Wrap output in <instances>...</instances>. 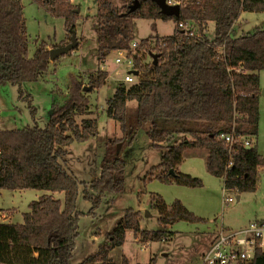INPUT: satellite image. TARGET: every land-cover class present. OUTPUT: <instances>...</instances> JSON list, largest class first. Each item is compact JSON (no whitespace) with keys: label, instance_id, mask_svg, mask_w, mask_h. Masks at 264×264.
<instances>
[{"label":"trees","instance_id":"obj_1","mask_svg":"<svg viewBox=\"0 0 264 264\" xmlns=\"http://www.w3.org/2000/svg\"><path fill=\"white\" fill-rule=\"evenodd\" d=\"M36 1L52 15L62 17L66 36L73 37L80 15L70 0ZM96 1L99 12L95 32L101 61L112 50L130 47L135 19H172L175 27L165 37L151 36L154 42L150 36L140 39L139 48L145 53L135 60L136 81L118 83L106 100L105 113L118 123L122 137L110 140L99 175L83 187V197L91 203L89 212L108 192L123 189L126 161L117 155L115 145L124 140L132 143L139 128L146 130L153 146H164L160 162L152 168L160 181L201 186L200 178L177 169L184 149L194 147L203 151L207 172L222 179L224 188L254 192L258 169L264 166V156L255 141L264 27L235 37L231 30L242 12L264 13V0H190L180 8L179 16L163 14L155 0H122L121 6L112 0ZM181 21L192 23L196 32L184 35L178 26ZM208 22L214 25L212 39L205 34ZM28 45L23 1L0 0V86L43 80L51 68L55 69V60L62 55L51 61L45 41L37 42L30 55ZM152 53L158 54L156 63ZM106 79V71L100 69L90 74L91 90L102 87ZM84 88L80 77L69 73L66 99L52 103L44 127L0 129V189L32 188L64 195L61 200L43 194L29 203L22 222H0V264H70L81 213L76 209L79 182L67 170L64 157L71 143L84 142L98 132L96 117L76 119L88 109ZM129 101L136 102L130 114ZM221 134H231L232 143L228 145ZM178 135H182L180 141L165 144ZM244 137L250 138L249 147L243 144ZM151 201L161 224L200 220L178 199L170 208L158 194H152ZM127 231L144 241L167 236L163 230L142 229L140 213L128 209L106 233L107 241L97 252L78 264H129L125 256L119 263L110 257L111 249L124 243ZM250 264H264L262 247L254 249Z\"/></svg>","mask_w":264,"mask_h":264},{"label":"rangeland","instance_id":"obj_2","mask_svg":"<svg viewBox=\"0 0 264 264\" xmlns=\"http://www.w3.org/2000/svg\"><path fill=\"white\" fill-rule=\"evenodd\" d=\"M26 29L29 35V54L37 42L45 41L53 48L60 43L77 41L74 49L55 60V69L45 79L28 81L19 84L5 83L0 86V129H20L32 126L44 127L50 114L52 103H61L66 99V85L69 73L77 74L85 85L89 98L88 109L76 115L79 122L83 118L96 117L97 134L84 142L74 141L67 148L64 157L67 170L79 182L76 209L80 217L78 235L70 264H78L87 256L94 254L100 244L105 243L106 233L110 232L126 210L140 213V226L144 230L166 232L161 240H142L131 231L126 232L121 246L111 249L110 257L117 263L125 256L129 264H200L201 255L208 248L221 227L237 230L249 220H264V166L258 169V184L254 192L229 194L234 197L231 202L222 203L224 192L218 177L207 172L204 164V153L194 147L183 151V160L177 166L182 173L196 176L202 185L189 187L160 181L152 168L160 162L163 147L152 145L146 130L139 128L132 143L126 140L115 145L117 155L126 161L124 186L120 192H108L99 206L90 211L91 203L83 197L84 185L100 173L101 163L110 140L119 139L122 133L118 123L105 113L108 100L121 82L123 73L114 62L116 51L105 55L104 61L98 59L96 27L99 12L96 0H71L79 9L80 15L73 37L66 36L64 19L52 15L48 9L36 0H22ZM122 5V0H112ZM188 25L196 32L192 23ZM172 19L152 20L138 18L134 21L133 40L150 36L165 37L174 30ZM264 27V13L242 12L231 30L235 37ZM205 34L209 39L214 37L213 22H208ZM151 57H147L149 60ZM52 61V58H51ZM54 61V60H53ZM98 69L106 71L107 79L100 88L91 90L89 75ZM261 93L259 95V127L255 139L259 152L264 156V69L259 71ZM263 90V91H262ZM136 102H128V114ZM128 123L132 124L128 115ZM131 129V128H130ZM189 137V136H188ZM182 135L165 144L180 141ZM190 138V137H189ZM43 194H52L63 200L62 192H49L40 189L8 190L0 189V207L7 214L13 213L15 221L22 220L21 213L29 210V203L39 199ZM160 195L170 208L174 200L183 205L200 220H177L171 224L158 221V211L153 206L151 195ZM237 195L240 196L237 199Z\"/></svg>","mask_w":264,"mask_h":264},{"label":"built area","instance_id":"obj_3","mask_svg":"<svg viewBox=\"0 0 264 264\" xmlns=\"http://www.w3.org/2000/svg\"><path fill=\"white\" fill-rule=\"evenodd\" d=\"M71 1V0H70ZM168 5H178L180 8L190 0H165ZM184 35H192L195 31L187 22H179ZM154 42V40L152 41ZM140 40H132L128 49H117L114 62L117 68H121L123 76L121 82L134 83L137 75L133 73L137 70L135 65L136 58H140L145 53L144 49L139 48ZM138 72V71H137ZM220 138L230 145L232 143L231 134H221ZM246 147L251 145L249 137L242 138ZM230 165V161L227 166ZM224 202H231L234 197L229 194L230 190L223 188ZM235 192V190H232ZM264 245V221L252 220L247 225L237 230H227L223 227L217 232L214 240L208 249L202 254L200 264H250L254 249L257 246L263 248Z\"/></svg>","mask_w":264,"mask_h":264},{"label":"water","instance_id":"obj_4","mask_svg":"<svg viewBox=\"0 0 264 264\" xmlns=\"http://www.w3.org/2000/svg\"><path fill=\"white\" fill-rule=\"evenodd\" d=\"M135 2H136L135 3V6H136L137 5V1H135ZM155 2L158 4V6L160 7L161 12L163 14H166V15H169V16H172V15L179 16L180 7L178 5H168L165 0H155ZM135 6H133L132 8H134ZM76 11L78 12L79 9H76ZM76 45H77V41H73V42L68 43V44H66L64 46L52 48V49L49 50L50 58H54L56 56L63 55L66 52L74 49L76 47ZM151 57L153 59V62L156 63L157 62V58H158V54L152 53ZM133 73L135 75H137L138 72H137V70H134ZM84 90H85V88H84Z\"/></svg>","mask_w":264,"mask_h":264},{"label":"crops","instance_id":"obj_5","mask_svg":"<svg viewBox=\"0 0 264 264\" xmlns=\"http://www.w3.org/2000/svg\"><path fill=\"white\" fill-rule=\"evenodd\" d=\"M242 14V13H241ZM240 14V15H241ZM49 49H52L51 47H48ZM253 142V141H252ZM204 164H205V157H204ZM219 180L222 182V191L224 192V190H223V188H224V186H223V181H222V179H220L219 178ZM237 193V192H236ZM224 195H225V193H224ZM240 198V196L239 195H237V199H239ZM222 203L224 204L225 202H224V197H223V201H222ZM24 213V212H23ZM23 213H21V217H22V220H19V221H15L14 220V217L12 216L13 215V213H9V214H7V212L4 210V209H2L1 207H0V222H9V223H20V222H22L23 221ZM251 220H249L248 222H246V224L245 225H247L249 222H250ZM262 221H264V220H262ZM244 225V226H245ZM243 227V226H242ZM132 232V231H131ZM133 233V232H132ZM216 236V235H215ZM215 236H214V238H215ZM214 238H213V240H214ZM212 240V241H213ZM212 243V242H211ZM210 243V244H211ZM210 246V245H209ZM208 246V247H209ZM208 249V248H207ZM206 249V250H207ZM263 249H264V245H263ZM205 250V251H206ZM204 253V252H203ZM202 253V254H203ZM202 256V255H201Z\"/></svg>","mask_w":264,"mask_h":264}]
</instances>
